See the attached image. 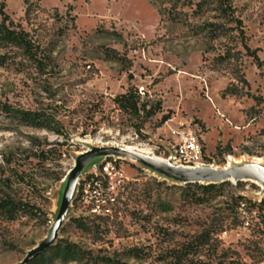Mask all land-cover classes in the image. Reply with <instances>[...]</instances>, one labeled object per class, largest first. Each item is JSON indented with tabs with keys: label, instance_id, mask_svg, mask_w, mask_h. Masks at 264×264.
I'll return each mask as SVG.
<instances>
[{
	"label": "rangeland",
	"instance_id": "1",
	"mask_svg": "<svg viewBox=\"0 0 264 264\" xmlns=\"http://www.w3.org/2000/svg\"><path fill=\"white\" fill-rule=\"evenodd\" d=\"M0 1L52 59L45 72L20 54L0 67V202L34 211L0 220V264H21L48 238L70 172L94 148L128 147L160 159L171 130L184 127L201 137L214 167H264V0H232L250 53L234 24L213 11L215 0L201 15L181 7L183 0L177 9L159 0ZM211 23L226 24L230 36L211 40ZM129 90L159 112L120 110L115 99ZM18 112L49 118L51 130L19 122ZM121 163L127 186L106 225L91 229L98 216L75 201L55 243L86 256L66 262L50 252L29 264H176L175 255L205 231L216 248L192 264H264V237L245 229L237 210L238 201L258 197L260 183L227 182L210 195L129 158ZM131 249L143 258L130 257Z\"/></svg>",
	"mask_w": 264,
	"mask_h": 264
},
{
	"label": "trees",
	"instance_id": "2",
	"mask_svg": "<svg viewBox=\"0 0 264 264\" xmlns=\"http://www.w3.org/2000/svg\"><path fill=\"white\" fill-rule=\"evenodd\" d=\"M181 0H159V6L165 4H171V9H177L178 4ZM214 12L217 13L219 19L224 20V23L234 24L232 28L233 31L239 32L241 36V42L247 51L250 53V48L246 45L244 37L245 33L243 30L242 20L236 16L235 9L232 4V0H215ZM208 5V0H183L181 7H189L191 9L196 8L195 11L197 15L206 13V6ZM2 22L0 23V67H4L14 56L19 55L23 57L24 61H27L35 68L38 72H45L48 66L52 63L51 57L46 55L44 50L37 45L33 39L30 37L29 33L26 32L19 26H16L10 17L5 13V2L0 1ZM226 24L220 23H211L206 30H208V36L211 40H219L222 38H227L229 35V28L226 27ZM3 52V53H1ZM252 57L255 58L257 63L260 65V61L255 57V53H251ZM115 104L123 112L132 114L134 116L140 115L142 112H145L147 115L153 116L159 111H154L152 108L147 109V106L142 102L141 95L138 90H129L127 93L118 96L115 99ZM15 118L30 127L41 128L51 130V120L49 118H44L38 114L18 112L15 113ZM170 116H164L162 124H165L169 121ZM43 154V152L41 153ZM189 187L195 188L196 191L202 190L204 194H214L221 192L224 185H189ZM196 200L200 201L198 195H194ZM242 200L238 201V205ZM264 204V200H263ZM34 211L31 209V206L18 202L13 199H4L0 202V220L14 222L20 216L30 215L33 216ZM110 217H98L97 220L100 222L98 224L93 223L91 227L97 229L98 231L102 228L103 224L107 222ZM77 227L84 228L77 219H75ZM105 222V223H104ZM106 225V224H105ZM215 240L212 232L205 231L193 241L188 243L184 250H181L177 255H175L176 264H189L195 263L194 259L200 257V255L205 251H210L215 249ZM50 252L62 257L64 261H75L82 259L86 256V253L82 249L73 246V245H57L51 247L46 252L36 256L38 259H44L46 255ZM129 256L132 258H143V253L141 249H131L128 252ZM34 257L32 261L36 260ZM192 258V259H191ZM121 264V263H116Z\"/></svg>",
	"mask_w": 264,
	"mask_h": 264
},
{
	"label": "built area",
	"instance_id": "3",
	"mask_svg": "<svg viewBox=\"0 0 264 264\" xmlns=\"http://www.w3.org/2000/svg\"><path fill=\"white\" fill-rule=\"evenodd\" d=\"M170 149L162 153L160 159L179 167L198 169L214 167L201 137L194 131L177 127L171 130ZM128 178L121 159L108 158L94 165L90 172L81 177L76 190V201L87 207L88 211L98 217H110L113 207L118 204L121 193L127 186ZM262 188V187H261ZM264 189L251 201H241L238 205V217L245 229L256 231L264 237Z\"/></svg>",
	"mask_w": 264,
	"mask_h": 264
},
{
	"label": "water",
	"instance_id": "4",
	"mask_svg": "<svg viewBox=\"0 0 264 264\" xmlns=\"http://www.w3.org/2000/svg\"><path fill=\"white\" fill-rule=\"evenodd\" d=\"M113 157L125 160L129 158L137 161L168 179L182 182L186 185H221L227 182L239 183L249 181L253 183L256 181L260 183L261 187L264 189V167L258 165H238L229 169H218L216 167L189 169L179 167L171 162L162 161L155 156L130 151L124 148H94L91 151L83 153L79 157L76 166L70 172L67 178L62 206L48 238L41 245L33 248L21 264H29L34 257L39 256L55 245L56 241L59 239L64 224L67 221L70 208L76 201L75 194L78 182L87 165L92 163L96 158H102V160L105 161L106 159Z\"/></svg>",
	"mask_w": 264,
	"mask_h": 264
},
{
	"label": "bare ground",
	"instance_id": "5",
	"mask_svg": "<svg viewBox=\"0 0 264 264\" xmlns=\"http://www.w3.org/2000/svg\"><path fill=\"white\" fill-rule=\"evenodd\" d=\"M124 149H127V150H130V151H136V152H140V153H143V154H146V155H152V154H150V153H147V152H145V151H142V150H137V149H132V148H128V147H124ZM161 160V159H160ZM258 160V159H257ZM163 161V160H162ZM234 161V160H233ZM253 161V160H252ZM264 164V163H263ZM233 166H232V164L230 163V164H228V166L227 167H225V169H229V168H232Z\"/></svg>",
	"mask_w": 264,
	"mask_h": 264
}]
</instances>
